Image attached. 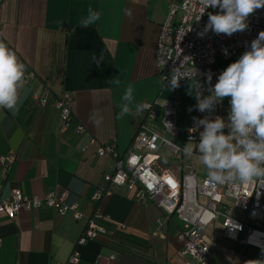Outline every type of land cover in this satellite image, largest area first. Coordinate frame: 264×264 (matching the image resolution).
Listing matches in <instances>:
<instances>
[{"label":"crops","instance_id":"0c3cea01","mask_svg":"<svg viewBox=\"0 0 264 264\" xmlns=\"http://www.w3.org/2000/svg\"><path fill=\"white\" fill-rule=\"evenodd\" d=\"M168 3L177 5L179 0H0V39L25 64V74H33L21 89L23 102L15 115L0 109V158L10 151L16 157L7 176L0 168L2 196L14 188L29 196L66 192L65 202L77 204L86 218L101 213L104 219L99 223L112 232L78 246L85 217L74 220L69 212L59 215L46 207L19 212L12 220L0 214V264H65L74 251L80 255L78 264H95L99 255L109 252L116 253L117 264H183L177 218L165 215L149 198L136 201L124 186L104 182L102 176L111 170L113 158L92 156L97 144L109 142L124 155L144 121V111L118 117L129 84L136 103L171 101L180 129L194 112V95H189L193 80L171 90L154 60ZM89 7L101 15L84 28L80 24ZM238 58L217 57L215 66L225 70ZM117 80L119 85L109 82ZM63 92L72 97V118L65 129L53 105ZM229 99L221 103V110L216 107L214 115L227 118ZM94 112L102 117L99 125L89 118ZM173 139L183 147L187 143L180 136ZM158 154L161 165L177 176L189 171L166 148L160 147ZM183 162L197 178L204 175L205 166L197 158L185 156ZM96 188L111 194L93 202ZM245 249L261 256L222 238L210 251L216 264L260 259Z\"/></svg>","mask_w":264,"mask_h":264},{"label":"built area","instance_id":"2783aa9c","mask_svg":"<svg viewBox=\"0 0 264 264\" xmlns=\"http://www.w3.org/2000/svg\"><path fill=\"white\" fill-rule=\"evenodd\" d=\"M218 11L219 9L209 8L201 16L199 0H179L177 5L167 4L166 16L154 49L155 64L163 71V79L166 82L172 77L170 70L173 67L179 68L181 72L196 67L199 70L198 79L204 92L207 91V74H212L211 85H214L224 70L215 66L216 58L228 60L235 56L240 57L250 48L251 41L259 32L264 31V8H261L248 17L249 27L244 32H237L229 37L209 31L201 36L200 33L208 20L207 13ZM177 12L180 15L174 20ZM32 75L31 72L26 73L25 80L32 78ZM186 80L182 79L178 88ZM196 91L193 80L194 96ZM71 99L68 92H63L53 102L59 111L62 129L67 127L72 118ZM45 102V99L40 100L41 104ZM145 104V119L139 125L131 146L124 155L118 153L113 142L97 144L94 149V157L113 158L112 168L103 174V181L124 186L136 201L149 198L165 215L177 218L181 223L179 254L183 264H216L210 249L218 238L261 253L264 249V186L261 187L258 183L241 187L212 186L207 178L206 167L204 175L197 178L192 168L183 162V146L173 139L180 136L188 142L189 137H192L199 142V131L203 129H193V118H201L203 113L195 109V97L194 112L181 129L177 108L171 101L155 99ZM217 107L221 110L222 104ZM81 130L82 126L78 125L76 132ZM89 141L94 143L92 139ZM160 147L166 148L171 155L178 156L182 166L189 168V171L177 176L161 165L158 154ZM192 157L197 158V155ZM15 159L12 151L1 156L0 168L5 176L11 172ZM2 189L3 183L0 182V214L9 220L14 219L19 212H32L44 207L59 215L69 212L74 220L85 217L78 210L77 204L65 202L66 192L57 195L54 191H49L42 196H29L14 188L7 196H2ZM110 194L105 188H96L91 200L99 202ZM102 219L104 217L99 212L86 218L85 226L76 242L78 246L102 235H112L111 231L99 223ZM117 225L120 228L125 227L122 223ZM1 246L0 240V248ZM79 259L78 251H74L65 264H78ZM116 260V253L109 252L99 255L95 264H117Z\"/></svg>","mask_w":264,"mask_h":264},{"label":"clouds","instance_id":"9594fccd","mask_svg":"<svg viewBox=\"0 0 264 264\" xmlns=\"http://www.w3.org/2000/svg\"><path fill=\"white\" fill-rule=\"evenodd\" d=\"M199 2L201 16L209 8L219 9L216 13H207L208 20L201 36L209 31L229 37L244 32L249 27L248 17L257 9L264 8V0ZM100 15L89 7L88 15L80 26L88 28L94 25ZM25 71V64L16 52L0 39V109H7L13 115L23 102L21 89L25 84ZM170 71L172 77L168 86L171 90L178 88L182 79L194 80L197 89L195 109L207 114L203 118H193V129L202 127L203 130L199 131V142L189 137L182 149L184 155H197L199 162L207 169V178L212 186L241 187L254 183L264 186V31L259 32L251 41L250 48L219 74L214 85H211L212 74H207V95L198 79L199 70L196 67L185 72L173 67ZM109 82L119 85L118 80ZM133 93L134 88L129 84L118 105L119 118L131 115L133 110L137 114L142 113L147 107L144 103H136ZM189 95H193L190 90ZM226 97L230 98V110L225 119L214 115V112ZM192 110L191 107L188 109L189 112ZM89 118L96 125L102 121V117L97 118L95 112ZM225 129L228 130L227 134ZM261 255L264 256V249ZM246 264H264V259L249 260Z\"/></svg>","mask_w":264,"mask_h":264},{"label":"trees","instance_id":"16d2710c","mask_svg":"<svg viewBox=\"0 0 264 264\" xmlns=\"http://www.w3.org/2000/svg\"><path fill=\"white\" fill-rule=\"evenodd\" d=\"M244 253L250 254V255H253V256H258L257 253L249 252L247 249L244 250ZM258 257H260V259H264V256H262V255L261 256H258Z\"/></svg>","mask_w":264,"mask_h":264},{"label":"snow or ice","instance_id":"6c2138e0","mask_svg":"<svg viewBox=\"0 0 264 264\" xmlns=\"http://www.w3.org/2000/svg\"><path fill=\"white\" fill-rule=\"evenodd\" d=\"M170 182H171V180H170Z\"/></svg>","mask_w":264,"mask_h":264}]
</instances>
